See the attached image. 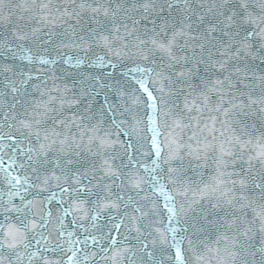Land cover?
Masks as SVG:
<instances>
[{
  "label": "snow or ice",
  "instance_id": "6c2138e0",
  "mask_svg": "<svg viewBox=\"0 0 264 264\" xmlns=\"http://www.w3.org/2000/svg\"><path fill=\"white\" fill-rule=\"evenodd\" d=\"M0 264H264V0H0Z\"/></svg>",
  "mask_w": 264,
  "mask_h": 264
}]
</instances>
